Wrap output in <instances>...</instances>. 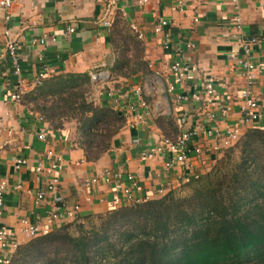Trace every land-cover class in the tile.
Here are the masks:
<instances>
[{"label": "crops", "instance_id": "crops-1", "mask_svg": "<svg viewBox=\"0 0 264 264\" xmlns=\"http://www.w3.org/2000/svg\"><path fill=\"white\" fill-rule=\"evenodd\" d=\"M176 4L175 0H12L9 18L0 13V177L8 181L0 206V228L14 230L19 244L29 239L22 231L27 223H44L54 195H61L69 205L79 204L77 217L103 214L116 207L110 204L113 191L109 185L101 180L85 184L94 176L101 179L105 169L122 176L132 174L139 184L136 193L150 198L206 173L222 153L224 132L239 120L245 106L240 95L245 79L234 58L241 55L239 35L259 39L251 48L256 78L250 94L261 115L243 126L242 132L264 128V0H183L180 6ZM118 12L143 34L149 72L145 79L134 74L105 81L110 90L104 102L124 113L126 120L112 138L110 149L88 161L77 143L74 121L53 128L28 97L41 74V80L83 72L110 78L109 26L102 20L107 16L112 22ZM236 16L242 22L240 33L234 28ZM161 20L166 25L157 34L154 27ZM68 26L74 32H67ZM161 36L168 48L159 40ZM9 43L17 47L19 75L14 73ZM174 59L187 64L190 71L169 92L173 82L169 63ZM209 82L216 89L215 106H208L204 98L175 99L176 94H200ZM17 92L20 99H12ZM131 104L134 110L128 109ZM209 111L215 114L210 121ZM160 117H171L177 134L197 124L210 126L216 133H201L193 140L200 153L192 154L186 165L165 170L170 154L146 155L166 137L157 124ZM41 129L47 131L45 140L38 138ZM215 146L221 148L216 151ZM48 148L61 158L62 170L56 189L37 202L36 192L45 188L48 176L34 168ZM17 159L26 160L19 169L14 167ZM4 255L0 248V258Z\"/></svg>", "mask_w": 264, "mask_h": 264}, {"label": "trees", "instance_id": "trees-1", "mask_svg": "<svg viewBox=\"0 0 264 264\" xmlns=\"http://www.w3.org/2000/svg\"><path fill=\"white\" fill-rule=\"evenodd\" d=\"M118 15L109 26L110 70L124 78L146 74L142 40L123 33L127 23ZM130 43L136 51L128 55ZM82 83L90 85L87 72L58 74L30 95L38 92L35 109L53 128L76 120L77 143L86 160L95 161L126 118L105 102H89ZM157 124L166 138L178 133L171 117ZM7 264H264V128L246 129L206 173L180 188L76 216L19 244Z\"/></svg>", "mask_w": 264, "mask_h": 264}, {"label": "built area", "instance_id": "built-area-1", "mask_svg": "<svg viewBox=\"0 0 264 264\" xmlns=\"http://www.w3.org/2000/svg\"><path fill=\"white\" fill-rule=\"evenodd\" d=\"M141 1L146 2L147 0ZM175 1L177 3V6H180L183 3V0ZM11 7L12 0H0V13L4 14L6 18H9ZM102 22L104 25L110 26L111 19L106 16L104 17ZM165 25L166 21L161 20L157 25H155L154 32L157 34L161 33L162 28ZM131 28L137 35V37L142 40L143 34L139 31V29L135 25H131ZM234 28L238 33L241 32L242 22L239 16L234 17ZM74 30L75 29L73 28V26L67 27V32L69 33L74 32ZM159 40L162 41L164 47H169L167 42L163 40L162 36L159 38ZM258 41L259 39L255 36L242 38L241 35H239L241 55L234 56V58L245 79V86L242 88L240 93L241 98H243L245 102V106L242 108V115L239 120L234 124L232 128L224 132L222 138L223 142L221 146H224V148L222 149V151L228 146L232 145L239 138L242 133L243 126L250 124V122L253 120H257V118H259L261 115L258 111L257 101L250 94V88L254 84L256 78V65L251 58V48L252 45ZM7 48L12 57L14 73L16 75H19L20 65L16 56V44L9 43ZM169 71L172 74L173 82L169 85L168 91L173 92L175 89V85L182 82L187 77L190 71V67L180 59H174L169 63ZM41 78L42 74L37 78L36 84L41 83ZM11 97L14 100H19L20 94L18 92L14 93ZM189 98H204L206 104L208 106L210 105L211 107L217 104L216 89L213 87L211 82L206 84L204 90L200 94L192 93L190 95H175V99L177 101L188 100ZM128 109L134 110V106L131 104ZM214 117L215 114L212 111H209V113L207 114L208 121L213 120ZM137 118L141 119V114L138 115ZM201 133L206 134L207 136H213L215 135L216 131L210 126L197 124L193 128L183 130L174 140L166 137L160 138L158 143L150 151H148L146 155L151 157L154 155V153H157L159 155L170 154L171 157L168 158L164 163L165 170H169L173 168L174 165L178 164L186 165L192 154H199L201 151L200 147L195 146V144L193 143V140ZM38 138L40 140L47 139L46 129H41L38 134ZM137 141L138 140H134V142ZM221 147L215 146L214 150L218 151V149H220ZM25 163V159H17L15 161L14 167L16 169H19ZM34 170L36 173L45 174L48 176L45 188L38 190L35 195L36 201L40 202L44 199L48 192H53L58 185L59 176L62 170L61 158L53 151L52 148H48L43 153L41 159L38 160ZM197 177L198 175H195L194 179ZM100 180L103 184L109 185V188H111V190L113 191V198L110 202L112 206L140 203L150 198L147 195H138L136 193L135 190L138 188L139 184L132 174H126L125 176H122L119 173L105 169L103 171L101 179L97 176H94L86 180L85 184L87 186H91L99 183ZM7 186L8 181L5 178L0 177V206L2 205V195ZM14 187L20 188V185L16 184ZM79 212V204L69 205L61 195H54L50 203V208L46 211L44 223H27L22 231L29 239L39 234H45L51 231L54 227L59 226L64 222L73 220ZM18 245L19 242L16 238L15 231L5 226L1 227L0 248L5 252V255L3 256V258H0V262H2L3 264H7L11 253L18 247Z\"/></svg>", "mask_w": 264, "mask_h": 264}, {"label": "rangeland", "instance_id": "rangeland-1", "mask_svg": "<svg viewBox=\"0 0 264 264\" xmlns=\"http://www.w3.org/2000/svg\"><path fill=\"white\" fill-rule=\"evenodd\" d=\"M118 16H122L124 18L123 15H118ZM126 21V20H125ZM127 23V21H126ZM127 29L123 28V33H125L126 35H129L131 32L134 33V31L132 30L131 26L127 23ZM128 28H129V31H128ZM130 32V33H129ZM135 34V33H134ZM141 40V39H140ZM142 45H140L139 47H142L141 51H140V54L142 55V59L147 62V60L145 59V56H144V45L143 43H141ZM129 47L131 48L130 51L127 52L128 55L130 54H134L136 50L135 47H132V44H128ZM134 50V51H132ZM111 55H112V50H111ZM112 58H114V54L112 55ZM147 68H149V64L147 62ZM110 73L111 70H110ZM141 76H143L142 79H145V77L148 75V73L146 74H142V73H137ZM121 76H118V75H114L112 74V76L109 78V76H107L106 74H100V75H95V76H91L90 75V85H87L86 83H82V86H86V90H85V97L87 98V100L90 102H93L95 104H100L102 102L105 101V95H107V93H109L108 91L110 90L109 88V85L106 83V82H110V81H114V80H117L119 79ZM124 78V77H122ZM106 81V82H105ZM115 86V85H114ZM38 92L35 91L34 95H30L29 94V99L32 100L33 96H37ZM27 99V97H26ZM42 97L39 96V99H38V102H42ZM45 100H48V99H45ZM32 102H35L32 100ZM50 102V101H49ZM49 102L45 101L46 104H49ZM69 121H74L75 123V132H76V140H77V122L76 120H69ZM91 222H95V223H98L97 221H94V220H91Z\"/></svg>", "mask_w": 264, "mask_h": 264}]
</instances>
